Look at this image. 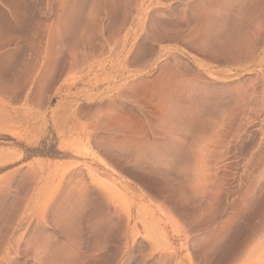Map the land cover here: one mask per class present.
Returning a JSON list of instances; mask_svg holds the SVG:
<instances>
[{
	"label": "rangeland",
	"instance_id": "obj_1",
	"mask_svg": "<svg viewBox=\"0 0 264 264\" xmlns=\"http://www.w3.org/2000/svg\"><path fill=\"white\" fill-rule=\"evenodd\" d=\"M0 264H264V0H0Z\"/></svg>",
	"mask_w": 264,
	"mask_h": 264
}]
</instances>
